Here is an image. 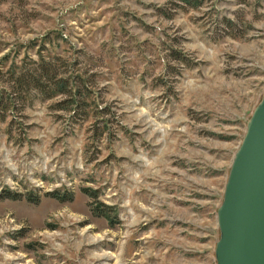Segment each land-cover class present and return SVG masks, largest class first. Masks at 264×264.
Segmentation results:
<instances>
[{
  "label": "rangeland",
  "instance_id": "obj_1",
  "mask_svg": "<svg viewBox=\"0 0 264 264\" xmlns=\"http://www.w3.org/2000/svg\"><path fill=\"white\" fill-rule=\"evenodd\" d=\"M43 45L92 91L0 119V264H216L217 207L263 96L264 0H0L2 73Z\"/></svg>",
  "mask_w": 264,
  "mask_h": 264
},
{
  "label": "water",
  "instance_id": "obj_2",
  "mask_svg": "<svg viewBox=\"0 0 264 264\" xmlns=\"http://www.w3.org/2000/svg\"><path fill=\"white\" fill-rule=\"evenodd\" d=\"M234 152L217 207L216 264H264V89Z\"/></svg>",
  "mask_w": 264,
  "mask_h": 264
},
{
  "label": "trees",
  "instance_id": "obj_3",
  "mask_svg": "<svg viewBox=\"0 0 264 264\" xmlns=\"http://www.w3.org/2000/svg\"><path fill=\"white\" fill-rule=\"evenodd\" d=\"M196 7L200 0H178ZM37 54L33 56H23L19 62L10 63L8 68L2 73L5 76V82L0 85V119L4 120L6 110L9 108L21 109L26 104H31L33 98L39 97L41 100L55 99L53 108H65L71 110L81 108L87 104L92 89L86 83L83 75L75 72V68H70L67 59L64 56L52 54L48 48L43 45L41 49L36 50ZM180 57V56H179ZM27 58V59H26ZM89 188L84 189L86 192ZM7 197H20L16 191L1 192ZM48 193L55 195L59 199H71L72 192L64 191L60 194L53 190ZM96 197L97 193L91 192ZM30 200H35L33 196H28ZM93 211L97 215H104L111 221L112 217L107 210H111L108 204L97 203ZM103 205V206H101Z\"/></svg>",
  "mask_w": 264,
  "mask_h": 264
}]
</instances>
